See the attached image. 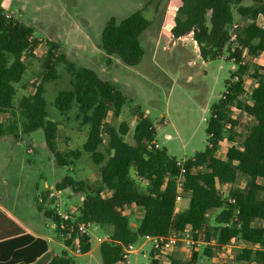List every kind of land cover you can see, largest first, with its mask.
<instances>
[{
    "label": "trees",
    "instance_id": "trees-1",
    "mask_svg": "<svg viewBox=\"0 0 264 264\" xmlns=\"http://www.w3.org/2000/svg\"><path fill=\"white\" fill-rule=\"evenodd\" d=\"M180 1L171 29L173 37L180 39L192 34L203 60H215L227 52L230 60L236 59L238 68L226 82V91L207 120L206 132L213 137L209 138L206 150L185 160L183 198L189 200L188 209L176 210L178 159L171 157L166 149L155 147L157 131L152 121L139 114L133 129L134 143H129L125 138L130 132L126 122L119 127L107 122L111 113L116 118L121 116L127 105L126 96L96 70L70 62L59 52L58 43L46 41L42 81L33 85V92L17 100V85L27 71L26 58L35 57L41 40L34 36L32 27L7 19L1 12L0 138L11 135L17 142L41 130L46 147L59 167L74 166L84 153L99 166L96 183L88 184L70 174L56 183L57 190L71 189L82 196V201L66 230L57 227L55 231L69 247L74 248L78 239L85 254L92 249V243L78 234L77 225L91 222L102 228L110 238L99 246L102 264H127L123 259L124 246L135 244L145 236L162 237L186 229L195 238H215L216 250L235 242L247 243L237 253L236 260L264 264V250L256 248L264 246V69L245 60L246 53L251 57L264 55V0H250L248 5L244 4L245 0ZM236 15L244 23H237ZM151 24L143 9L120 22L110 18L100 45L107 63L117 57L127 66L139 65L144 56L140 37ZM61 64H65L71 76L72 88L58 92L54 107L62 116L74 112L80 126L88 130L83 148L66 152L59 148L60 127L50 118L44 87V83L59 78ZM247 76L255 80L249 94L245 87ZM233 107L243 109L255 121L245 135L239 133V122L229 114ZM225 140L231 145L222 158L218 151ZM142 182L146 183L143 187ZM219 184L230 187L228 196L234 197L236 204L228 203V196L219 189ZM132 207L142 211L135 227L128 214ZM38 210L56 225L60 223L53 208H44L38 202ZM212 210L220 213L210 228L207 224ZM7 238L0 244L9 253L2 264H30L48 250L46 240L24 234L19 228L14 233L10 230ZM157 255L158 251L152 249L150 264H161ZM203 255L211 257L213 250L205 248ZM201 256L198 250H192L188 259L173 258L172 264H200ZM74 260L64 250L52 258L51 264H74Z\"/></svg>",
    "mask_w": 264,
    "mask_h": 264
},
{
    "label": "rangeland",
    "instance_id": "rangeland-1",
    "mask_svg": "<svg viewBox=\"0 0 264 264\" xmlns=\"http://www.w3.org/2000/svg\"><path fill=\"white\" fill-rule=\"evenodd\" d=\"M245 0L244 4H250ZM180 0H0V12L7 18L18 21L34 30V36L41 40L35 57L26 58L27 71L18 84L17 100L34 91V86L44 76L43 60L47 52L46 41H54L60 46V53L77 66L96 70L102 78L113 82L127 98L120 117L111 113L107 122L119 127L126 122L130 127L125 137L134 143L133 129L139 114L147 116L157 131L155 142L159 149H166L171 157L178 160L191 159L208 146L209 135L206 132L208 121L212 117L213 106L226 91V82L237 71V65L224 52L222 57L205 61L201 58L199 47L192 34L183 39H175L170 31L174 24ZM143 9L144 15L152 22L141 35L144 49L142 61L137 66H127L117 57L107 63V57L100 45L102 32L110 18L118 22L133 12ZM237 23H244L236 15ZM245 60L264 69V55L251 57L245 54ZM59 78L44 83L47 109L50 118L60 127L58 143L61 151L82 149L87 140V127L80 126L75 113L62 116L54 107L58 92L69 90L71 76L65 64L58 67ZM255 86V80L245 78L248 94ZM249 102V97L245 100ZM230 116L239 122V133L245 135L254 124V119L239 107L231 108ZM204 118L206 120H204ZM11 135L0 138V203L17 219L27 226L41 230L49 237L57 236L53 223L38 210V202L44 208H52L47 199V187L55 185L65 175L70 174L88 184L99 180V166L84 153L75 161L74 166L61 168L45 144L41 130L24 136L14 142ZM228 140L221 143L218 155L225 157ZM104 151V148H101ZM141 182V181H140ZM142 187L146 184L142 182ZM239 185H243L242 179ZM219 189L228 196L230 187L220 185ZM72 215L78 213L82 196L71 189L63 190ZM264 196V193L262 194ZM189 200L177 201L176 210L188 209ZM220 210H212L208 216L211 228ZM132 225H137L142 211L132 207L128 212ZM91 243L94 249L88 255H73L74 264H102L97 248V237H105L102 228H91ZM204 237V235H202ZM204 239V238H201ZM154 242L140 239L129 264H150V252ZM243 245L235 242L222 250L215 246H201L200 264H244L236 260ZM205 248H211V257L203 255ZM60 249V253H61ZM192 248L184 244L166 252L160 257L161 264H172V259H188Z\"/></svg>",
    "mask_w": 264,
    "mask_h": 264
},
{
    "label": "built area",
    "instance_id": "built-area-1",
    "mask_svg": "<svg viewBox=\"0 0 264 264\" xmlns=\"http://www.w3.org/2000/svg\"><path fill=\"white\" fill-rule=\"evenodd\" d=\"M231 60L235 63L236 59L232 58ZM204 120L206 119L204 118ZM212 137L213 135H210L209 138H212ZM153 144L155 145L156 148L159 147L157 142L154 141ZM177 166L180 169L179 175L176 178L177 201H178L184 197L183 186L186 182V174H187L185 160H177ZM46 187H47V193H46L47 199L52 202L53 204L52 208L54 209V213L60 220V223L58 225L52 222L53 229L56 230V228L58 227V229L60 230H66L67 228L66 225L72 219V213H71L69 204L65 198V195L63 193V190H57L56 188L52 190V188L50 189L48 186ZM227 201L230 204H236V199L234 197L228 196ZM93 226L95 225L91 222L79 223L76 229L79 235L88 237L91 241V236H92L91 228ZM224 226H229V225L225 224ZM71 230H72V227H71ZM60 236L64 237V234L61 233ZM143 239L146 241L154 242L153 249L158 251V255H157L158 259H160L161 256L165 255L166 252H169L179 247L182 244H184L185 246L187 245L188 247L192 248V250H199L201 246L211 247V246L217 245V241L215 238H212L211 240L195 238L193 235V232L190 229H186L182 233L170 232L168 235L162 236V237L145 236ZM96 240H97V243L101 244L103 242L110 241V238L108 236L97 237ZM78 242L79 240L76 239L75 240L76 246L74 248L66 245L67 248L69 249V252L73 255L83 254ZM241 244L243 245V247L247 246V243H241ZM229 245H232V244H229ZM256 248H261L262 250H264V246L262 247L260 245H257ZM139 249L140 248H136V243L124 246V252H123L124 261L127 264H129L131 255L138 253Z\"/></svg>",
    "mask_w": 264,
    "mask_h": 264
},
{
    "label": "crops",
    "instance_id": "crops-1",
    "mask_svg": "<svg viewBox=\"0 0 264 264\" xmlns=\"http://www.w3.org/2000/svg\"><path fill=\"white\" fill-rule=\"evenodd\" d=\"M174 24L170 25V31L173 28ZM180 39H183L180 38ZM17 228L24 231V234H30L35 238H41L47 241L48 243V250L45 252L42 256L37 258L36 261L30 263V264H51V260L55 255H58L62 251L69 252V249L67 248L65 242L59 237L57 234L55 237H49L46 234H44L41 230L32 228L27 226L25 223L17 219L15 216H13L7 208L0 203V244L7 240L10 230L12 232H16ZM100 244H97V248H99ZM94 249L92 248L89 252L85 253L86 255L90 254ZM70 253V252H69ZM71 254V253H70ZM83 254V255H85ZM73 255V254H72ZM9 256V253L5 247H2L0 245V264L7 261V258Z\"/></svg>",
    "mask_w": 264,
    "mask_h": 264
}]
</instances>
